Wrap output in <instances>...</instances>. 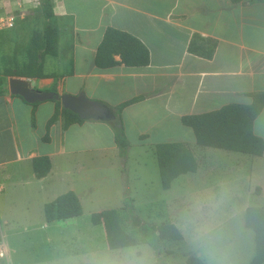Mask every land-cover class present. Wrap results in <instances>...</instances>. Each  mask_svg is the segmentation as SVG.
<instances>
[{
    "label": "crops",
    "instance_id": "0c3cea01",
    "mask_svg": "<svg viewBox=\"0 0 264 264\" xmlns=\"http://www.w3.org/2000/svg\"><path fill=\"white\" fill-rule=\"evenodd\" d=\"M52 3L58 18V55L45 56V76L30 79L36 83L33 87L55 88L60 95L85 91L88 98L103 101L112 108L137 97L141 99L122 112L129 140L125 172L110 122L85 120L64 128L62 106L59 108L54 99L31 103L11 93L8 86L0 95V192H5L6 183L23 187L16 194L23 217L15 220L19 221L16 226L19 233L21 230L43 233L48 244L54 242L48 232L60 230L61 241L67 242L62 232L77 226L69 222L82 215L48 222L44 206L69 190L79 196L83 214L85 203L91 214L110 208L120 210L128 185L141 179L146 185L153 184V179L161 180L156 155V145L160 143L188 144L199 163L192 173L201 171L213 153L217 160L212 175L217 180L219 175L226 176L225 170L232 164L233 183L251 178L257 184L256 174L264 168V154L254 156L199 146L193 128L185 125L182 117L230 103L249 105L253 102L251 93L264 90V0H52ZM108 27L140 39L150 51V64L98 67L96 52ZM196 36L197 44L208 55L189 50ZM115 58L121 60L119 55ZM52 72H61V76ZM57 108L60 113L50 127V140L45 141L48 122ZM185 127L194 134L185 135ZM254 132L264 139V108L254 121ZM38 156H49L51 160V170L42 178L36 176L33 168V159ZM219 157L231 160L221 167ZM238 160L241 164L236 165ZM98 184L99 189L101 186L104 189L94 196ZM113 184L114 192L108 190ZM226 190L219 188L218 192L225 194L224 198L228 192L232 193L230 199L241 197L239 188ZM257 197L261 201L258 206L264 207L263 187ZM4 215L0 210V242L6 243L10 255L5 228L10 219ZM98 226L103 225L94 224V228L83 233L79 229L71 242L88 245L99 240V236L106 238V233L97 231Z\"/></svg>",
    "mask_w": 264,
    "mask_h": 264
},
{
    "label": "rangeland",
    "instance_id": "374dc122",
    "mask_svg": "<svg viewBox=\"0 0 264 264\" xmlns=\"http://www.w3.org/2000/svg\"><path fill=\"white\" fill-rule=\"evenodd\" d=\"M46 2L47 0L26 1L18 11L15 25L0 32V77L8 80L17 77L9 76L15 69L13 56L16 53L19 61L25 62L27 60L25 50L30 39L34 35L43 34L46 23L44 10ZM50 74L61 76V72ZM32 85L36 86V83L33 81ZM187 133L194 134L190 128L185 127L184 134ZM217 151L239 156L246 155L224 150ZM219 158L221 167L228 165L224 163L225 161L231 160L230 157ZM216 160V154L211 153V159L205 160L201 171L181 175L169 190L162 188L160 178L153 179L151 185L144 184L143 179L132 185L126 183L128 185L126 193L144 223L151 225L174 223L183 233L182 240H161L159 253H156L145 241L138 228L131 224L124 203L119 210L121 222L124 229L138 240L135 246L112 250L108 248L104 236H99V240H94L88 245L72 243V237L79 232V229L83 233L94 228L91 221L92 214L89 213L91 208L87 203H85V213L77 221L69 222H75L77 226H71L67 231L62 232L66 236L65 243L59 236L60 230L48 232L54 240L48 244L44 240L43 233L41 235L39 232L25 233L22 230L19 233L16 229L19 221L15 220L23 217L20 215L22 210L18 209L16 194L21 192L23 187L6 183L5 192H0V210L10 219L9 225L5 227L9 234L6 241L10 247V260L15 264H187L188 257L194 255L208 264V259L195 242L190 227V220L197 214L199 208L205 219H208V214L211 213V219L223 231L226 239L227 264H249L255 255V233L245 226L244 210L248 206L261 204L257 196L262 191V187L264 188V168L256 174L257 184L251 181V178L235 184L231 180V175L235 171L231 168L232 164L226 168L225 177L219 175L220 179L217 180V176L212 175ZM239 164L241 163L238 160L236 165ZM219 188L228 191L239 188L238 193L241 197L230 199L232 193L228 192V196L224 198L225 194L219 193ZM103 189V186L99 189L98 184L94 196H99V190L101 193ZM115 189L116 186L113 184L108 190L114 192ZM96 229L105 233L103 226H98Z\"/></svg>",
    "mask_w": 264,
    "mask_h": 264
},
{
    "label": "trees",
    "instance_id": "16d2710c",
    "mask_svg": "<svg viewBox=\"0 0 264 264\" xmlns=\"http://www.w3.org/2000/svg\"><path fill=\"white\" fill-rule=\"evenodd\" d=\"M237 1V0H235ZM254 1V0H253ZM263 1V0H255ZM45 6L46 23L42 35H34L27 47V60L21 63L17 54H14V68L9 76L33 79L45 76V56L58 55V25L57 16L54 14L52 0H47ZM2 31V30H1ZM0 31V32H1ZM192 39L189 50L193 53L208 55L197 44V38ZM215 46V42H213ZM208 47V46H207ZM212 52V49H211ZM121 57L117 61L115 56ZM98 67L106 68L119 63L127 66H147L150 64V51L148 47L137 37L119 29L108 27L104 38L100 43L95 57ZM8 79L0 77V95L8 89ZM50 90H55L51 88ZM253 102L249 105L230 103L219 109L199 113L186 114L182 117L183 123L193 128L197 144L222 148L229 151L262 156L264 154V139L254 132V121L264 108V90L251 93ZM137 97L123 102L119 107L112 108L116 114V120L110 122L118 146L119 156L123 161V171L126 172L129 140L127 139L122 112L123 109L139 100ZM58 107L62 106L60 99H54ZM38 103V102H36ZM57 108L47 125L45 141L50 140V127L56 121L60 110ZM64 128L73 123H82L81 119L73 111L62 106ZM32 125H36L33 113ZM156 155L159 164L161 184L164 190L172 187L173 181L183 174L195 172L199 163L192 150L186 143H160L156 145ZM33 168L38 178L45 177L51 170L49 156H38L33 159ZM124 206L129 213L131 224L138 228L145 241L151 245L156 253L161 240H182L183 233L174 223L151 225L144 223L135 211L131 198L125 193ZM45 218L48 222L65 221L83 214V205L79 196L69 190L59 195L55 200L44 206ZM93 224H102L106 233V241L109 249L116 250L131 247L138 244V240L127 232L121 222L118 208L104 209L91 215ZM244 223L246 228L255 233V255L249 264L264 263V207L258 205L248 206L245 211ZM187 264H206L197 256L191 255Z\"/></svg>",
    "mask_w": 264,
    "mask_h": 264
},
{
    "label": "water",
    "instance_id": "95a60500",
    "mask_svg": "<svg viewBox=\"0 0 264 264\" xmlns=\"http://www.w3.org/2000/svg\"><path fill=\"white\" fill-rule=\"evenodd\" d=\"M8 86L11 93L20 95L31 103L60 99L64 108L73 111L83 120H103L106 122L116 120V114L112 107L103 101L88 98L83 91L78 95L69 93L60 95L53 90L35 88L30 80L21 77H11L8 81Z\"/></svg>",
    "mask_w": 264,
    "mask_h": 264
},
{
    "label": "clouds",
    "instance_id": "9594fccd",
    "mask_svg": "<svg viewBox=\"0 0 264 264\" xmlns=\"http://www.w3.org/2000/svg\"><path fill=\"white\" fill-rule=\"evenodd\" d=\"M197 209V214L190 220L193 238L204 252L208 264H227L226 239L219 225Z\"/></svg>",
    "mask_w": 264,
    "mask_h": 264
},
{
    "label": "built area",
    "instance_id": "2783aa9c",
    "mask_svg": "<svg viewBox=\"0 0 264 264\" xmlns=\"http://www.w3.org/2000/svg\"><path fill=\"white\" fill-rule=\"evenodd\" d=\"M28 0H0V31L11 28L18 18V11ZM0 264H15L10 260L9 249L4 241L0 242Z\"/></svg>",
    "mask_w": 264,
    "mask_h": 264
}]
</instances>
